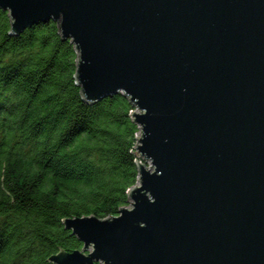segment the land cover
I'll use <instances>...</instances> for the list:
<instances>
[{
  "label": "water",
  "instance_id": "1",
  "mask_svg": "<svg viewBox=\"0 0 264 264\" xmlns=\"http://www.w3.org/2000/svg\"><path fill=\"white\" fill-rule=\"evenodd\" d=\"M14 37L52 21L76 96L137 126L115 215L61 218L54 264H264V0H0Z\"/></svg>",
  "mask_w": 264,
  "mask_h": 264
},
{
  "label": "trees",
  "instance_id": "2",
  "mask_svg": "<svg viewBox=\"0 0 264 264\" xmlns=\"http://www.w3.org/2000/svg\"><path fill=\"white\" fill-rule=\"evenodd\" d=\"M6 27L0 12V264H54L44 255L81 245L61 218L126 205L137 126L124 97L76 96L74 53L52 21Z\"/></svg>",
  "mask_w": 264,
  "mask_h": 264
}]
</instances>
